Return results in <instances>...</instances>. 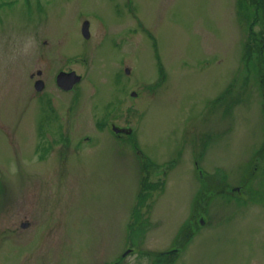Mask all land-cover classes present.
<instances>
[{
    "label": "rangeland",
    "instance_id": "rangeland-1",
    "mask_svg": "<svg viewBox=\"0 0 264 264\" xmlns=\"http://www.w3.org/2000/svg\"><path fill=\"white\" fill-rule=\"evenodd\" d=\"M0 4V264H264L262 12L248 0ZM42 39L50 64L82 77L74 115L32 85L50 68Z\"/></svg>",
    "mask_w": 264,
    "mask_h": 264
},
{
    "label": "flooded vegetation",
    "instance_id": "flooded-vegetation-1",
    "mask_svg": "<svg viewBox=\"0 0 264 264\" xmlns=\"http://www.w3.org/2000/svg\"><path fill=\"white\" fill-rule=\"evenodd\" d=\"M42 44H43V49L41 50V58L46 61L47 63H49V58H48V53H47V46H48V42L43 40L42 39ZM73 59V64H76V50L74 52V54L71 56ZM60 62V61H59ZM58 62V64H59ZM50 65V68L48 69V72L46 71L45 73V70H41V71H37L35 73V76L33 74H30L29 77L31 78V82H32V85L35 89V85H36V82L40 81L41 82V89L39 91L35 90L37 93L39 94H42V96H44L42 98V100H46L48 106L53 110V109H56L55 107L57 106L58 108H62L64 107V104H60L58 105L56 103V100H68L67 104L65 105L66 106V109H67V112L69 114H73L76 112V103H77V100H81L80 98V95H79V90H77V87H78V84L81 82H74L71 86L69 85V83H65V84H62L59 82V79H58V75L60 73H66V74H69V73H74L76 75V68L74 67H70V66H67V67H63L62 65H57V64H53L52 65V62L51 64L49 63ZM123 65V62L122 64ZM56 68V69H55ZM116 78H118L116 76ZM156 83V82H154ZM157 87L155 88H158V84L156 83ZM70 86V87H69ZM154 88V89H155ZM106 100H110L109 98H107ZM111 100H127V98L125 97H119V98H112ZM123 102H121V105H122ZM120 105V106H121ZM61 106V107H59ZM121 114L124 113V109L121 108ZM128 109V108H127ZM64 110V109H63ZM115 121H118V118L115 117L114 118ZM121 120H122V116H121ZM56 121L58 122L59 126L61 129L60 131H63V128H62V124H60L61 121H63L62 117H60L59 115H57L56 117ZM126 123L125 122L124 124H122V126H119L118 124L112 122L110 124V127L114 134V136H116L118 139L119 138H128L131 133V130H129L128 126H126ZM199 221V220H198Z\"/></svg>",
    "mask_w": 264,
    "mask_h": 264
},
{
    "label": "trees",
    "instance_id": "trees-1",
    "mask_svg": "<svg viewBox=\"0 0 264 264\" xmlns=\"http://www.w3.org/2000/svg\"><path fill=\"white\" fill-rule=\"evenodd\" d=\"M245 1L246 0H242V4H241V7H243L244 8V6H245ZM248 1H250V4H251V6H253V7H255L256 9H258L260 12H262L261 14H262V16H264V0H248ZM11 3V2H10ZM240 3H241V1H240ZM249 3V2H248ZM248 3H247V5H248ZM0 5H3V4H0ZM248 7L250 8V6L248 5ZM256 9H255V11H256ZM254 18L255 19H257L258 17H257V14H256V16H254ZM252 19H253V17H252ZM251 32V31H250ZM249 40V39H248ZM251 40L254 42L255 41V44H257V49H258V51H259V53L260 54H262L263 52H264V42H263V40H261V38H260V40H256L254 37H251ZM249 46L251 47V45H250V43L248 42V45H247V47H246V49H247V54L245 55V57H249L251 54L249 53L250 51H251V49L249 48ZM255 46V45H254ZM259 54V55H260ZM258 55V56H259ZM261 57H263V56H260V58ZM256 155H258V157H260V158H263L264 157V146H263V148H261V151H257L256 152ZM145 170L146 168L145 167H142V170ZM146 177L144 176V179H145ZM144 185H145V187H148L147 186V183L145 182L144 183ZM150 185V184H149ZM155 185H158V184H153L152 186H155ZM150 187V186H149ZM151 188V187H150ZM145 189V188H144ZM154 189H155V187H154ZM144 191V190H143ZM145 191L144 192H142V193H140L139 194V201L140 200H142L143 198H145V196H147V195H145ZM206 197V196H205ZM209 198H210V196H208ZM207 197V198H208ZM207 198L206 199H204V200H207ZM197 206V205H196ZM204 210V209H203ZM206 213V212H205ZM190 222V221H189ZM197 222V221H196ZM185 225H186V223H185ZM182 226V228L179 230V233L180 232H182V233H184V231L186 230V226ZM188 225H189V223H188ZM192 228V227H191ZM190 227H189V231H190V229H191ZM188 231V229L185 231V233ZM195 232L193 231V229L190 231V233L188 234V237H187V239H189L191 236H192V234H194Z\"/></svg>",
    "mask_w": 264,
    "mask_h": 264
},
{
    "label": "water",
    "instance_id": "water-1",
    "mask_svg": "<svg viewBox=\"0 0 264 264\" xmlns=\"http://www.w3.org/2000/svg\"><path fill=\"white\" fill-rule=\"evenodd\" d=\"M83 36L85 38H89V33H88V22L85 21L82 25V30H81ZM59 82L62 84L69 83L71 86L74 82H78L80 80V77L78 75H75L74 73H60L58 75ZM69 86V87H70ZM37 89H41V84L38 83L36 86ZM23 227H26V224L22 225Z\"/></svg>",
    "mask_w": 264,
    "mask_h": 264
}]
</instances>
